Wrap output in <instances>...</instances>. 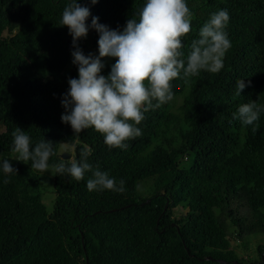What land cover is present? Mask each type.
Segmentation results:
<instances>
[{
  "label": "trees",
  "instance_id": "1",
  "mask_svg": "<svg viewBox=\"0 0 264 264\" xmlns=\"http://www.w3.org/2000/svg\"><path fill=\"white\" fill-rule=\"evenodd\" d=\"M69 2L0 0V264H264V243L253 258L240 254L246 237L264 236V113L253 126L233 119L241 104H264V0H186L192 29L180 58L186 61L210 16L226 9L231 48L223 68L187 83L181 74L173 99L145 112L141 135L124 148H109L94 128L75 134L62 122L68 80L79 78L73 38L60 24ZM78 2L91 13L79 41L88 56L99 51L92 17L123 31L146 0ZM108 59L105 77L116 63ZM241 79L246 87L236 96ZM17 127L32 146L41 139L56 145L50 165L61 161V143L71 142L77 160L87 147L88 162L123 179L125 191H89L90 173L80 181L53 176L48 213L37 170L15 160ZM6 159L16 170L7 176Z\"/></svg>",
  "mask_w": 264,
  "mask_h": 264
},
{
  "label": "clouds",
  "instance_id": "2",
  "mask_svg": "<svg viewBox=\"0 0 264 264\" xmlns=\"http://www.w3.org/2000/svg\"><path fill=\"white\" fill-rule=\"evenodd\" d=\"M92 3L96 4L97 0ZM90 15L89 8L78 0H70L62 12L60 24L69 29L73 38L72 62L78 67L79 78L68 80L70 89L62 99L65 113L61 119L71 125L75 134L94 128L104 136L109 148H124L125 141L141 135L137 126L143 121L144 113L173 99L172 82L181 74L187 83L201 71L219 72L223 57L231 48L225 31L229 13L221 9L199 29L198 37L191 41L186 61L181 59L182 38L192 29V13L186 0H146L123 31L112 30L100 24L99 18L92 17L91 28L99 34V56H86L79 41L88 35ZM108 57L115 58L116 63L105 77L101 75L105 67L102 60ZM245 87L244 80H238L235 95L241 96ZM261 113H264V104L250 100L238 106L233 119L244 126H253ZM257 130L252 127L253 133ZM11 135L15 160L30 162L33 170L51 172L53 176L67 174L77 181L90 173L86 182L89 191H125L123 179L117 183L107 172L88 162L87 147L80 149L79 160L62 158L50 165V157L56 154L53 142L41 139L32 146L29 135L19 127ZM69 144L59 146L66 148ZM2 170L6 176L16 172L7 159L2 163Z\"/></svg>",
  "mask_w": 264,
  "mask_h": 264
},
{
  "label": "rangeland",
  "instance_id": "3",
  "mask_svg": "<svg viewBox=\"0 0 264 264\" xmlns=\"http://www.w3.org/2000/svg\"><path fill=\"white\" fill-rule=\"evenodd\" d=\"M90 49V48H89ZM89 52V55H94V56H99V51L96 50H92ZM86 54H88V50L85 51ZM109 59L108 58H104L102 60V63L104 65L109 63ZM60 151V156L62 154H68L70 155L69 159H71V155L73 152V147L72 146H67L65 147H61L59 148ZM68 159V160H69ZM37 175H38V179L40 182V186H41V199H42V203L44 204L46 211L48 213H50L53 210V206H54V201H55V193L53 191V175L51 172H46V173H42L37 171ZM226 229H229L226 224L224 223ZM229 232L231 233V229H229ZM231 236H235V234H231ZM246 240L248 241V249L246 251H241L240 254L242 256H247L249 258H253L254 256V246L256 245L257 242H261L264 243V236L263 235H258L257 237H254L252 235L246 237ZM232 245L233 247H235L237 245V241L232 240ZM239 251V249H237Z\"/></svg>",
  "mask_w": 264,
  "mask_h": 264
},
{
  "label": "water",
  "instance_id": "4",
  "mask_svg": "<svg viewBox=\"0 0 264 264\" xmlns=\"http://www.w3.org/2000/svg\"><path fill=\"white\" fill-rule=\"evenodd\" d=\"M69 157H70V155H68V154H62V155H61V159L63 158V159H65V160H68Z\"/></svg>",
  "mask_w": 264,
  "mask_h": 264
}]
</instances>
